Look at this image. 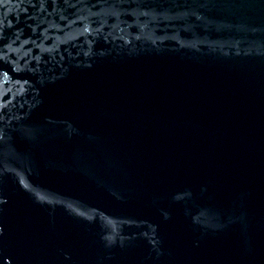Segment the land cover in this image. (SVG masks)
I'll return each mask as SVG.
<instances>
[{
  "label": "water",
  "instance_id": "1",
  "mask_svg": "<svg viewBox=\"0 0 264 264\" xmlns=\"http://www.w3.org/2000/svg\"><path fill=\"white\" fill-rule=\"evenodd\" d=\"M0 264H264V0H0Z\"/></svg>",
  "mask_w": 264,
  "mask_h": 264
}]
</instances>
